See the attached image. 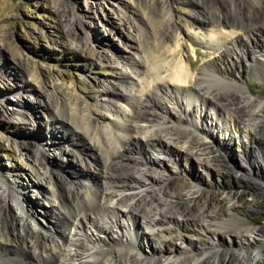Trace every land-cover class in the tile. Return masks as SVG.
I'll return each mask as SVG.
<instances>
[{
    "label": "rangeland",
    "instance_id": "obj_1",
    "mask_svg": "<svg viewBox=\"0 0 264 264\" xmlns=\"http://www.w3.org/2000/svg\"><path fill=\"white\" fill-rule=\"evenodd\" d=\"M84 1L0 0V66H2L0 68V109L11 107L10 111L16 113L18 107L13 104L16 100L19 99V102L25 105L29 103L25 107L26 112L28 115H36L40 129L48 132V136L52 135L50 130L51 124H53L47 122L48 109L41 105L34 107L30 101L31 98L29 100L23 96L22 89L31 90L27 84L36 86L41 84L48 91L58 88L61 97L72 103H79L85 109L99 112L102 89L98 86L96 78L109 79V85H119L117 69L113 67L117 63L114 64L115 60L113 59H117V56L132 54L134 52L132 47L139 44V41L134 39L138 36H141V41L149 42L151 39L153 42V39L148 37L151 36L150 32L154 26L152 27L147 16L158 19L165 11L163 2L161 3L159 0H88L94 8L93 14H96V17L93 20L87 19L86 34L91 38V44L90 48L88 47V50L83 52L73 47L71 37L64 32V25L69 22L67 19H70L75 11L83 8ZM169 2L174 10L173 22L181 31L180 45L176 55L169 58L174 61L182 60L185 64L190 59L195 70H199L203 65H208L209 71L211 70L217 76L220 75L222 79L218 86L209 75H203L202 81L205 88L200 90V94H197L199 96L197 104L202 106L196 105L197 111H192V113L198 115V112L201 111L203 117H209L213 122L220 124L225 122L228 129L214 131L210 127L199 125L198 128L192 127L195 128L192 132L185 127L187 120L179 117L180 108L174 109L170 113L168 111L166 114L169 121H176V125L174 123L170 124V127L161 125L160 128L157 122H152L151 127L156 126L153 131L158 132L159 130L160 132L161 129H169L167 131L171 132L163 134V140H160L156 147L162 155L163 162L160 168L166 169L167 175L164 178L166 180L163 183L155 180L146 181L148 185L142 184L143 188L138 190L135 196L139 198L141 193L146 194L145 197L149 199L148 201H153V204L157 201L155 189L157 191L158 187L160 188L163 184L171 185L180 191L192 189L194 193L192 198L186 197L184 200V206H187L186 203L189 201L191 204V207L188 208L189 216L185 217L186 219L173 215L168 216V219L164 217L165 222H170L171 227L169 226V229H154L153 226L149 228L141 221V219H147L148 221H146L150 223L148 214L144 217L141 214L143 211L134 210L135 212H131V219L133 217V224L135 223L132 231H136V234L139 233L138 241L142 237H150L153 256L181 255L183 248L180 246L184 244L189 255L188 258L192 261L203 256L202 247H206L207 250L212 248L213 237L218 242L215 248L219 250L220 254L208 257V259L204 257L199 264H236L239 258L238 253L264 245V181L260 179V177H264V160L260 159V156L264 157V60L253 61L252 56L254 53L264 55V0H168ZM198 12L205 17L214 18L216 15L229 13L235 16H233L234 20L238 21L241 19L244 21L246 17L254 16L258 24L252 28V33L246 31L248 35L238 34L233 37L235 41L232 39V44L227 42L229 50L224 46L222 48H207L206 29H198L196 32L191 28L194 16ZM136 19L147 27L148 32L141 30L137 34L131 28V23L128 22L137 21ZM153 22L156 24L155 21ZM222 38L224 40V37ZM107 54L109 56L112 54L113 62H107V57H105ZM12 56L16 58L17 62L12 59ZM20 66L28 68L24 70L25 74L16 68ZM23 76L29 80L25 86L22 83ZM208 87H211L213 92L218 89L224 94L223 100L228 101L231 97L235 105L241 101L245 106L242 109L239 108L240 112L243 110L241 113H246L245 111L253 113L248 116L259 129L243 133L237 115L219 104L217 99L214 100ZM241 91L254 95L256 103L249 100L250 102L246 105V96ZM30 94L28 93V95ZM2 96L7 99L12 98V103L6 102ZM239 97L240 99H238ZM26 99L28 103L25 102ZM178 124L180 125L178 126ZM20 125L23 129L17 134L12 122L2 119L0 116V167L3 173L8 176L11 184H13L14 178L9 174L20 175L19 181L23 182L25 186L28 185V199L37 202L38 196V203H45L43 197H40L38 189L32 185L33 180L31 181V179H35V170L29 163L30 158L27 150L20 144L21 139L36 144L37 136L34 132L36 128L33 129L30 122L27 123L25 120ZM54 128L61 131L60 134L65 133V136H69L66 127L55 124ZM149 130H140L139 134L143 136L145 132H150ZM244 134L248 136L244 137ZM246 140L248 141L246 142ZM129 145L133 146L134 152L122 151L124 155L120 157V163L130 165L129 157L133 154L139 161L146 160L151 155L154 157V161L157 160L151 152V147L146 146L144 140L131 141L126 144V146ZM195 146L209 147L215 157L214 164L201 166L197 160L192 158L189 152ZM42 148L49 150L50 146L42 143ZM58 148L65 155H69L71 150L68 142L65 141H60ZM101 148V152L96 148L94 151L102 165L104 158H108L109 152L105 147L101 146ZM83 156L96 159L93 157L94 155L91 156V153L86 151ZM132 164L134 161H131ZM69 168L68 170H70ZM78 168L76 166V169L80 170ZM91 176L95 180L92 174ZM100 179L98 178L97 182L95 180V183H98ZM55 181L56 178L51 174L46 179L45 186L52 190L56 189ZM150 181L151 183H149ZM85 191L90 192L91 189L86 188ZM36 207L40 209L39 205ZM158 209L160 214H165L162 208ZM150 210H155V206ZM167 211L169 210L167 209ZM194 212L196 215H202L203 212V215L207 214L209 223L202 221ZM248 232H251V235ZM177 236H182L184 242L174 243ZM131 244L136 246L135 243L131 242ZM133 245H130L132 251ZM117 248L114 245L111 250H118ZM149 248L145 246V249ZM227 254L230 258L226 257ZM104 256L109 257L110 255L104 254ZM181 263L190 264L188 261ZM257 264H264V258L259 259Z\"/></svg>",
    "mask_w": 264,
    "mask_h": 264
},
{
    "label": "bare ground",
    "instance_id": "obj_2",
    "mask_svg": "<svg viewBox=\"0 0 264 264\" xmlns=\"http://www.w3.org/2000/svg\"><path fill=\"white\" fill-rule=\"evenodd\" d=\"M159 1L163 2L165 10L162 17L153 19L154 17L147 16L152 27L154 26L150 32L151 36L148 37L152 38L153 42L150 39L145 44L146 42L141 41V36H136L137 38L134 39L139 41V44L132 47L134 52L129 56H117L113 62L112 54L105 55L107 62L117 63L116 66H112L117 69V80L120 81V84L109 85V79L96 78L98 86L102 89L99 112L85 109L79 103L75 104L61 97L58 88L48 91L41 84L28 85L29 80L23 76V86L27 84L31 89L23 88V96L29 100L31 98L30 101L34 107L45 106L44 108H47L49 112L48 124H60L61 127H66L69 136H65V133L60 134L61 131L54 128L53 124H51V136L47 135L48 132L41 130L36 115H28L25 110L29 104L27 99L25 100L27 105L19 102V99L13 103L18 107L16 113L10 111L11 107L0 109L1 118L12 122L17 134L23 129L20 123H23L24 120L27 123L30 122L33 129L36 128L34 132L37 136V143L21 139L20 144L27 150L30 158L29 163L35 170V179H31V181L33 180L32 185L38 189L40 197L45 200V203H38V196L37 202L28 199V185L25 186L23 182L19 181L20 175L10 173L9 175L14 178V182L11 184L8 176L3 173L0 167V264H182L181 262L184 261H188L190 264H199L204 257L208 259V257L220 254L219 250L215 248L218 242L212 237V248L207 250L206 247H202L203 256L197 257L193 261L188 258L189 255L184 244L180 246L183 248L181 255L173 253L174 255L153 256L150 237H142L144 239L141 238L138 241L139 233L136 234V231H132L135 223L133 224L132 221L134 218L131 219V212L136 210L137 212L143 211L141 214L144 217L148 214L150 223L147 222V219V221L144 219L141 221L149 228L153 226L154 229H169L170 222H165V218L168 219V216L171 215L179 218L188 217V208L191 207V204L187 198L189 202L186 203L187 206H184V200L186 197L193 196L194 193L192 189L180 191L171 185L163 184L160 188L158 187L157 191L155 189L157 201L153 204L151 199L152 202L145 197L146 194L141 193L140 199L135 196L137 191L143 188V185H148L146 181L155 180L163 183L166 180H164L167 175L166 169L160 168L163 162L162 155L156 147L158 142L163 140V134L171 132L167 131L169 129H161L160 132L159 130L158 132L153 131L156 126L151 127L152 122H157L160 128L161 125L163 127H170V124L173 123L176 125V121H169L166 114L168 111L170 113L174 109L180 108L179 117L187 120L185 127L192 132L195 129L192 127L198 128L199 125L210 127L214 131L228 129L225 122H223L224 124L213 122L211 118L203 117L201 111L198 112V115L196 113L193 115L192 111H197L196 105L202 106L197 104L199 101L197 94H200V90L205 88L202 81L203 75H209L216 82L215 85H218L222 79L220 75L217 76L211 70L209 71L208 65H203L199 70H195L190 59L185 64L182 60L174 61L169 58L176 55L180 45L181 31L173 22L172 4L168 3V0ZM84 2L83 8L75 11L71 18L67 19L69 22L64 25V32L71 37L73 47L86 52L91 44V38L86 34L87 19H95L96 14H93L92 4L88 0ZM233 16L227 13L216 15L215 18L205 17L198 12L194 16V22H191V28L196 32L198 29H206L207 48H222L224 46L225 49H228L227 44H232L234 36L238 34L246 36L247 32L251 31L252 33V28L258 24L254 16H248L244 21L243 19L234 20L235 16ZM128 23H131V28L137 34L141 30H148L138 20ZM252 56L253 61L264 60V55L254 53ZM12 59L17 62L14 56ZM23 66L16 68L19 69V72H24L28 68ZM25 73L26 71L22 74ZM208 89L214 100L217 99L219 104L237 115L243 133L259 129L248 116L253 113L247 111L241 113L243 110L240 112L239 108L242 109L245 106L241 101L235 105L231 97L228 101L223 100L224 94L218 89L215 92L211 90V87ZM245 92L241 91L246 96V105L250 101L256 103L255 96ZM28 93L31 94L28 95ZM2 98L8 103H12V98L7 99L5 96ZM218 121L220 120L218 119ZM140 130H149L150 132H145L142 136L139 134ZM243 136L247 137L248 135L244 134ZM137 140H144L145 145L151 147V152L157 160L154 161V157L149 155V160L139 161L133 154L129 157L130 165L120 163V157L124 155L122 151L134 152L133 146H126V144ZM60 141L68 142V146L71 148L69 155H65L59 150ZM40 142L50 146V149L42 148ZM101 146L109 152L108 158H104L102 165L94 151L96 148L101 152ZM84 151L91 153V156L94 155L93 157L96 159L85 158ZM189 153L201 166L214 164L215 157L209 147L195 146ZM260 159L264 160V157L260 156ZM131 161H134V164L131 165ZM76 166L80 170H77ZM51 174L56 178V189L53 190L45 186V181ZM91 174L95 177L96 182L98 178L102 180L95 183ZM86 188H90L91 191H85ZM37 203L40 209L36 207ZM230 204L232 206V203ZM154 206L156 211L150 210L154 209ZM168 206L169 208H167ZM158 208H162L165 214H160ZM203 214L195 215L207 222L208 215ZM166 224L168 225L166 226ZM153 228L152 230H154ZM248 233L251 235V232ZM178 242L183 243L184 238L177 236L174 243ZM114 245L118 247V250H111ZM130 245L134 246L133 251ZM145 246L150 248L145 249ZM104 254L110 256H104ZM238 254L239 258L236 264H257L259 259L264 258V245L245 252L241 251ZM25 255L27 257H24ZM226 257L230 258L229 255ZM232 261L235 260L232 259Z\"/></svg>",
    "mask_w": 264,
    "mask_h": 264
},
{
    "label": "water",
    "instance_id": "obj_3",
    "mask_svg": "<svg viewBox=\"0 0 264 264\" xmlns=\"http://www.w3.org/2000/svg\"><path fill=\"white\" fill-rule=\"evenodd\" d=\"M260 179H262L263 181H264V177L262 176V177H260Z\"/></svg>",
    "mask_w": 264,
    "mask_h": 264
}]
</instances>
